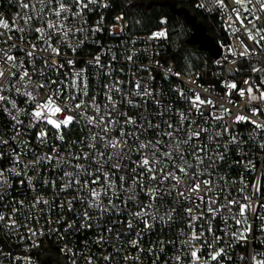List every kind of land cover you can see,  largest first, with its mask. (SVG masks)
Returning <instances> with one entry per match:
<instances>
[{"label": "snow or ice", "instance_id": "obj_1", "mask_svg": "<svg viewBox=\"0 0 264 264\" xmlns=\"http://www.w3.org/2000/svg\"><path fill=\"white\" fill-rule=\"evenodd\" d=\"M108 6L102 0H18L16 19L10 24L0 18V112L10 117L9 139L17 146L7 152L11 167H0V208L10 209L7 214L0 210V229L15 232L23 227L28 235L21 233V238L32 240L45 234L44 224L51 225L52 214L59 212L64 215L55 223L66 221L61 239L70 230L72 234L81 230L96 233L91 244L105 251L113 249L103 256L106 264L117 254L125 264H144L143 254L158 264L162 255L168 256L166 245L171 246L172 255L164 264H223L232 259V249L249 244L250 264H264V252L257 248L264 246V236L256 235L257 230L264 233V184L258 176L249 191L243 173L239 181L221 175L231 153L239 150L246 155L244 145L249 140L264 150V0L197 3L196 7L218 10L226 18L224 30L232 43L222 45L218 66L223 68L226 63L231 74L239 72L238 62L244 61L252 76L243 81L245 87L223 81L226 91L222 96L212 87L177 86L171 89L177 97L172 104L166 102L163 92L150 87L155 77L148 82L130 79V88H125V81L112 80V73L104 71L112 63L102 64L97 55L86 63L110 82L92 85L87 69H77L78 61L66 57L65 49L75 55L89 33L103 31L104 18L90 28L86 14ZM122 19L116 18L117 22ZM33 35L34 39L30 38ZM160 38L170 39L166 29L149 37ZM135 55L136 51L130 50L125 60L132 63ZM253 59L257 63H252ZM116 60V53H112L111 61ZM166 74V79L181 78L171 68ZM196 79L198 76L190 83L195 84ZM132 109L138 110L135 116L129 114ZM241 126L249 129L247 138L241 136ZM34 129H38L34 138H20L30 136ZM74 130L77 138L65 155L60 146L66 143V133ZM33 139L41 148L48 147L50 140L59 141L60 146L53 144L49 152L38 154ZM8 142L0 134V145ZM28 155L33 159L25 162L22 157ZM4 159L5 152L0 151V161ZM235 164H244L245 172L259 170L264 176V166L257 169L253 161ZM41 170L55 173L56 178H41ZM32 171H36L35 177L28 175ZM17 181L20 187L27 181L34 193L42 184L53 191V198L34 195L27 203L17 199L24 194L16 187ZM165 197L169 198V211L160 215ZM172 214L182 218L187 228L180 230L184 238L157 239L149 241L148 248L142 247L145 237L156 231L165 216L174 223ZM105 220L110 224L104 225ZM33 222L39 227H29ZM214 223L222 226L217 229ZM54 230L60 231L48 228V232ZM81 244L80 252L67 245L61 251L70 264H77L78 259L82 264H95L96 254L90 252L89 241L84 239ZM125 247L135 254H124Z\"/></svg>", "mask_w": 264, "mask_h": 264}, {"label": "built area", "instance_id": "obj_2", "mask_svg": "<svg viewBox=\"0 0 264 264\" xmlns=\"http://www.w3.org/2000/svg\"><path fill=\"white\" fill-rule=\"evenodd\" d=\"M181 3L194 4L195 6L200 0H178ZM103 3H107L109 6L107 8H95L93 11L88 12L86 14V19L88 21V27L96 26V22L103 17L102 28L103 31L97 32L95 34L89 33L87 41L80 47L77 48L75 55L71 52V50L65 49L66 57H72L76 61H78L76 67L86 68L87 74L89 76L90 83L92 85H96L97 83H109L110 81L106 77H99L96 75L97 69L94 66H89L86 62L92 61L93 58L97 55L101 58V63L106 64L108 62L112 63L111 68H105V72L112 73V80H122L125 81L123 87L130 88V85L127 84V81L130 79H138L141 82H148L151 77H155V80L152 81L150 87L156 89L157 92H163L164 98L166 102L172 104L175 102L177 97L171 92V89L179 86L181 88L192 87L195 88L197 85H201L204 88H214L217 96H222L226 89L223 88L222 83L225 80L235 81L238 87H245L243 81L252 76V73L249 71V65L247 62L239 61V72L229 73L228 65L225 63L224 67H220L217 64V60L221 59V56L217 59L213 58L212 62L207 65L203 70H199L193 73H187L178 68V66L173 61L165 60L164 51H165V43L168 39L160 38V39H149V37L157 31L164 30L166 26L163 24L161 27L153 29L148 32H132L129 21L123 13L116 14L114 13L116 7V0H102ZM207 4V0H205ZM90 7H92L90 5ZM201 12L204 14L215 15L219 22L221 23L223 29H225L224 20L226 18H222L221 14L218 10H213L212 12L207 11L206 9L199 8ZM20 11L18 7V0H0V18L5 19L11 22L16 19V13ZM122 16L123 19L117 22L116 18ZM17 23L22 25V21H18ZM121 26H124L123 32L120 31ZM2 30V29H0ZM168 31V30H167ZM225 32V30H224ZM111 33H114L111 34ZM15 35H19L16 33ZM169 36V33H168ZM34 39V35L30 37ZM82 38V37H81ZM135 40L136 43L133 44L132 41ZM77 43L78 41H73ZM222 48V45L227 43H232V40L229 38L228 33L225 32L224 37L218 42ZM141 49H146L147 51H139ZM130 50L136 51V55L134 57V61L129 63L125 60V56L130 54ZM224 49L222 48V53ZM112 53H116L117 60L111 61ZM20 55L19 53H16ZM231 59V57H229ZM159 62L156 64L155 62ZM252 63H257L256 59H253ZM133 64L143 66L144 68H151V71H143L140 68H134ZM259 66V64H257ZM233 67H236L235 65ZM171 68L173 72H179L181 74V78L177 79L175 76L166 77V69ZM134 73V75H133ZM208 74L211 78L210 81H205L202 78V74ZM196 79V83L192 84L190 81ZM95 92H99V88H94ZM99 99V97H98ZM233 99L240 101L238 96H233ZM243 103V101H240ZM17 103L20 107H23V104L20 103V99H17ZM121 110H127L122 108ZM143 110V106L139 109ZM155 108H151L150 111H155ZM137 109H132L129 114L135 116L137 114ZM24 119V117H21ZM12 121L8 115L3 112H0V134H4V139H7L9 142L7 145H0V151L5 152V159L0 161V167L9 168L11 167V163L7 156V152L16 148V144L9 139L11 133ZM21 130L25 131L21 126ZM38 129H34L30 136H22L20 138L28 140L30 138H34V133ZM240 134L242 137L247 138V133L249 129L247 127L241 126ZM78 132L73 131L71 134L66 133V143L63 146H60V142L57 140H50L48 147L41 148L39 145H36L33 139V146L38 149V154L49 152L52 148V145L55 144L61 147V151L63 154H67V149L72 140L77 138ZM244 149L246 152L242 153L239 150L233 152L229 155L228 162L223 167V172L221 175H226L233 181H239L241 178V174L243 173L246 182L249 185V191L251 190V184L256 182L257 177H260L261 183L264 184V176L261 175L259 170H254L252 172L244 171V164H235L236 161L244 160L253 161L257 165V169L264 166L262 162H264V150L258 148L251 140L248 141V144L244 145ZM19 150V149H18ZM87 151V149H85ZM135 159V156L133 157ZM22 159L27 162L28 160L33 159L31 155L26 157H22ZM229 165H233V167H229ZM22 167V166H21ZM29 176L35 177L37 175L36 171H32L28 173ZM47 176L49 179H55L56 174H49L44 170H41V178ZM240 185L237 184L236 187ZM16 187L22 191L24 194L19 195L17 199H23L27 203V201L31 200L34 195H43L46 199L51 200L53 198V191L48 188L45 189L42 184L37 185L40 189L39 192L34 193L31 188L27 185V181L23 187H20L18 181L16 182ZM63 195V194H62ZM75 195V193H72ZM11 196H9V199ZM67 198H71V196H67ZM142 199H145L141 196ZM7 203V201H5ZM170 203L169 198L165 197L164 202L161 203L159 208V214L164 215L169 211ZM6 214L10 212L9 208H0ZM63 213H53L51 225L44 224L42 220L41 223L44 224V232L43 236L33 237L32 240L27 238L22 239L21 233L26 237L28 235L27 230L23 227L20 228L19 231H10L9 229H0V262L2 264H70L68 257L61 251V249L67 245L69 248H72L76 252H80L82 250L81 242L84 239H87L90 243V252L96 254L93 259L95 264H106L103 260V256L112 252L113 249L108 247L107 250H103L98 246L91 244V241L96 238V233L92 231H84L77 232L75 234L64 233L63 238L61 239V234L63 232V228L66 226V221L62 220L61 224H56L55 221L57 219H62ZM174 223L167 220V216H165V220L159 223L156 231L151 236H146L144 241L142 242V247L148 248L150 246L149 241L159 240H176L178 237L183 239L184 237L180 236V230L184 229L187 231L185 224L182 222V218L178 215L172 214ZM67 217L69 219L72 218L71 213H67ZM114 218V217H113ZM251 219V216L249 217ZM19 223L23 224L24 221L20 220ZM104 225L110 224L109 220H105ZM260 222L257 221L258 225ZM39 227V225H35V222L29 224V227ZM214 226L218 229L222 226V224H215ZM52 229H60V231H52L48 232V228ZM77 227H79V221H77ZM100 231L103 228L99 229ZM218 235H223L219 231H217ZM257 236H264V233L256 231ZM112 238L113 237H106ZM133 237H129L131 239ZM211 239V237H208ZM251 239V237H250ZM35 241V245L34 242ZM223 243V242H222ZM159 247V246H157ZM171 246H165V252L168 253V256L172 255L170 251ZM257 248L264 252V246L257 245ZM252 251V245L249 244L247 246H236L231 250L232 259L225 260L223 264H250L249 253ZM10 254V255H7ZM124 254H132L134 255L133 250H129L125 247ZM206 255V253H205ZM6 256V258H5ZM121 254L116 255V259L111 262V264H125V262L120 258ZM168 256H163L162 259L158 262V264H164V260L168 259ZM17 257H22L25 259H17ZM241 257H245L246 259L241 260ZM142 260L144 264H152V257L143 254ZM77 264H82V262L78 259ZM128 264H133L132 261H129Z\"/></svg>", "mask_w": 264, "mask_h": 264}, {"label": "trees", "instance_id": "obj_3", "mask_svg": "<svg viewBox=\"0 0 264 264\" xmlns=\"http://www.w3.org/2000/svg\"><path fill=\"white\" fill-rule=\"evenodd\" d=\"M164 0H116L114 13H123L129 21L132 32H148L166 26L169 37L165 43L164 58L173 61L178 68L187 73L203 70L213 57L207 51H201L196 45L190 44L191 27L182 15L172 13L168 6L161 5ZM175 2L177 6H185L191 14L202 21L207 33L219 42L225 35L224 29L215 15L204 14L194 4ZM166 20L167 23H161ZM205 81H210L208 74H202Z\"/></svg>", "mask_w": 264, "mask_h": 264}, {"label": "water", "instance_id": "obj_4", "mask_svg": "<svg viewBox=\"0 0 264 264\" xmlns=\"http://www.w3.org/2000/svg\"><path fill=\"white\" fill-rule=\"evenodd\" d=\"M161 5L168 6L170 11L176 15H182L191 27V35L188 39L190 44H194L201 51H207L215 59L222 55V48L212 36L207 33L206 26L199 21L197 16L190 13L185 6H177L175 2L164 0Z\"/></svg>", "mask_w": 264, "mask_h": 264}]
</instances>
